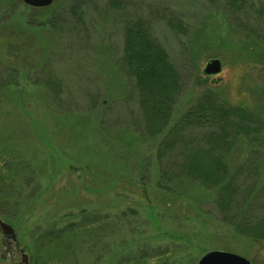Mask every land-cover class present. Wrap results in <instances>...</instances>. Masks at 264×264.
I'll list each match as a JSON object with an SVG mask.
<instances>
[{
	"label": "rangeland",
	"instance_id": "1",
	"mask_svg": "<svg viewBox=\"0 0 264 264\" xmlns=\"http://www.w3.org/2000/svg\"><path fill=\"white\" fill-rule=\"evenodd\" d=\"M240 2L0 0V222L13 230L0 223V264H31L41 234L85 213L121 224L97 226L100 239L79 264H197L211 250L264 264V244L224 219L215 188L159 178L176 161L158 157L161 136L206 88L225 106L264 110V5ZM134 17L148 21L183 86L157 137L146 133L122 62ZM212 58L221 69L209 74ZM262 143L238 138L227 162L250 160L264 182ZM250 212L264 217V197Z\"/></svg>",
	"mask_w": 264,
	"mask_h": 264
},
{
	"label": "trees",
	"instance_id": "2",
	"mask_svg": "<svg viewBox=\"0 0 264 264\" xmlns=\"http://www.w3.org/2000/svg\"><path fill=\"white\" fill-rule=\"evenodd\" d=\"M240 1L227 0L235 7ZM259 1L264 5V0ZM122 62L135 79L146 133L157 137L168 127L183 86L179 71L142 17L131 18L125 25ZM51 76H48L49 86L55 92L60 85ZM251 111L225 106L218 102L212 89L206 88L161 136L158 157L173 154L176 161L175 166L162 169L159 178L188 177L207 188H215L216 204L224 219L227 217L234 223L240 234L264 244V217L250 212L252 202L264 197V182L257 179L259 166L247 159L232 168L226 160L240 137L259 140L262 136L264 144V110L260 107L256 112ZM245 173L247 179L243 180L241 176ZM104 219L102 223L101 216L85 213L76 221L45 231L37 239L36 248L41 250V256L32 255L31 264H79L80 256L90 255L93 243L100 239L95 231L97 226L108 230L109 226L121 224L117 217ZM150 256L143 254L141 258Z\"/></svg>",
	"mask_w": 264,
	"mask_h": 264
},
{
	"label": "water",
	"instance_id": "3",
	"mask_svg": "<svg viewBox=\"0 0 264 264\" xmlns=\"http://www.w3.org/2000/svg\"><path fill=\"white\" fill-rule=\"evenodd\" d=\"M25 4L34 7L49 6L53 0H22ZM221 69V62L217 58L209 59L205 65V72L209 74L218 73ZM6 229L7 233H12L10 225L0 222ZM197 264H251V262L236 253L223 250H211L205 253Z\"/></svg>",
	"mask_w": 264,
	"mask_h": 264
}]
</instances>
